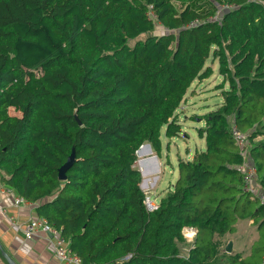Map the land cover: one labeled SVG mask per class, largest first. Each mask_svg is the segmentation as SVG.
<instances>
[{"label": "trees", "instance_id": "trees-1", "mask_svg": "<svg viewBox=\"0 0 264 264\" xmlns=\"http://www.w3.org/2000/svg\"><path fill=\"white\" fill-rule=\"evenodd\" d=\"M208 61L221 102L191 117L204 148L148 211L135 153L181 135ZM232 126L264 194V0H0L2 179L82 264H262L264 204L243 190ZM243 220L258 232L249 255L221 254L214 239Z\"/></svg>", "mask_w": 264, "mask_h": 264}, {"label": "rangeland", "instance_id": "rangeland-1", "mask_svg": "<svg viewBox=\"0 0 264 264\" xmlns=\"http://www.w3.org/2000/svg\"><path fill=\"white\" fill-rule=\"evenodd\" d=\"M165 32L166 30L156 24L153 35L158 36ZM145 36L143 35L141 38L143 39ZM208 65L213 70L212 76L207 80L196 81L192 84L178 111V121L182 128L181 135L175 138H165L162 129L160 155H157L148 143H144L135 153L133 168L141 174L139 187L156 205H158L159 198L164 195L167 188L177 179L178 160H191L196 150L204 148V141L197 136V129L202 124L197 119L196 121L191 120V117L207 113L215 109L221 102V91L216 89L221 81L217 73L216 61H208ZM11 111V114H19ZM183 233L185 244L181 245V255L185 256L193 243L195 232L186 230ZM256 237L255 226L244 222L237 226L235 233L225 234L214 240L219 243L221 254L233 255L238 252L245 255ZM228 241L232 242L231 253L224 251Z\"/></svg>", "mask_w": 264, "mask_h": 264}, {"label": "crops", "instance_id": "crops-1", "mask_svg": "<svg viewBox=\"0 0 264 264\" xmlns=\"http://www.w3.org/2000/svg\"><path fill=\"white\" fill-rule=\"evenodd\" d=\"M11 110L15 111L13 108L8 110L11 116H20L19 112H17L18 115L11 114ZM3 176V172L0 171V264H9L4 255L10 258L14 264H62L55 258L52 240L47 234L37 232L30 240L24 238L25 224L30 219L38 218L36 205L27 201L16 203V198L21 197L6 186L2 179ZM244 222L252 224L250 220L239 221L235 226L236 230L237 226ZM252 226L254 227L253 224ZM186 230L193 229L185 228L183 232ZM255 231L257 232L256 227ZM257 238L258 232L257 237L249 246L248 253L245 255L240 253L243 255L242 257L249 255L251 245Z\"/></svg>", "mask_w": 264, "mask_h": 264}, {"label": "built area", "instance_id": "built-area-1", "mask_svg": "<svg viewBox=\"0 0 264 264\" xmlns=\"http://www.w3.org/2000/svg\"><path fill=\"white\" fill-rule=\"evenodd\" d=\"M231 136L240 150V155L244 158L243 163L239 166L240 172L243 175V190L252 194L253 197H257L260 204H264V194L260 192V188L256 183V168L247 159L249 144L246 135L232 126ZM15 202L25 203L26 201L23 198H16ZM144 203L148 211H153L157 208L154 201L147 195H145ZM37 232L45 233L50 237L54 256L59 262L62 264H82L80 258L70 251L68 243L42 218L30 219L23 228L24 236L28 240L35 236ZM262 264H264V257Z\"/></svg>", "mask_w": 264, "mask_h": 264}, {"label": "water", "instance_id": "water-1", "mask_svg": "<svg viewBox=\"0 0 264 264\" xmlns=\"http://www.w3.org/2000/svg\"><path fill=\"white\" fill-rule=\"evenodd\" d=\"M73 161H74V153L72 152L71 155L66 160V162L59 169V171H58V179H60V180H64L65 179V172L72 165ZM224 251L226 253H231V251H232V242L231 241H228ZM4 256H5V259H7L9 264H14L10 258H8L6 255H4Z\"/></svg>", "mask_w": 264, "mask_h": 264}, {"label": "bare ground", "instance_id": "bare-ground-1", "mask_svg": "<svg viewBox=\"0 0 264 264\" xmlns=\"http://www.w3.org/2000/svg\"><path fill=\"white\" fill-rule=\"evenodd\" d=\"M24 238H25V236H24ZM81 260V259H80Z\"/></svg>", "mask_w": 264, "mask_h": 264}]
</instances>
